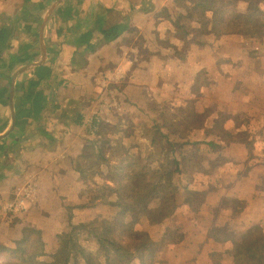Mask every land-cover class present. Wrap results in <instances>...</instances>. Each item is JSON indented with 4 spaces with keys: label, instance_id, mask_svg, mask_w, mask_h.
<instances>
[{
    "label": "crops",
    "instance_id": "1",
    "mask_svg": "<svg viewBox=\"0 0 264 264\" xmlns=\"http://www.w3.org/2000/svg\"><path fill=\"white\" fill-rule=\"evenodd\" d=\"M193 4V0H0V32L7 19L12 20L9 49L4 46L0 57V245L21 241L25 229L55 240L68 225L95 220L91 216L108 203L87 207L86 196L81 199L79 194L78 199V193H72L77 180L82 185L89 178L80 172L87 162L81 165L76 159L100 130L121 142L118 135L127 130L119 123L123 114L132 110L150 114L141 100L153 82L160 99L186 101L194 117L244 120L241 130L254 133L253 152L258 157L249 160L243 142L207 139L229 152L235 167L231 184L206 193L205 201L191 210L181 206V211L189 212L192 233L186 231L179 248L166 247L155 264H213L212 259L219 257L222 262L215 264H233L231 236L258 226L264 232V123L252 125L264 118V38H242V32L216 39L212 34L206 42H194L193 35L174 36L167 16L185 9L190 12L184 18L191 31L200 33ZM178 17L190 28L183 15ZM120 24L126 25L122 35L105 41L100 28ZM45 65L52 68L47 82L51 86L43 91L47 102L35 120L21 115L20 103L27 97L24 92L34 71ZM78 115L80 124L74 122ZM233 124L228 120L225 130L233 132ZM91 183L94 188L82 187L83 193L98 192ZM233 200L239 207L231 204ZM209 201L213 203L208 206ZM114 218L115 214L108 220Z\"/></svg>",
    "mask_w": 264,
    "mask_h": 264
},
{
    "label": "trees",
    "instance_id": "2",
    "mask_svg": "<svg viewBox=\"0 0 264 264\" xmlns=\"http://www.w3.org/2000/svg\"><path fill=\"white\" fill-rule=\"evenodd\" d=\"M193 3L192 12L194 18L201 24L202 34L211 32L214 36H221L243 32L252 39L264 38V0H193ZM7 21L5 29L0 32V57L11 33L12 20ZM125 30L126 25L120 24L107 29L101 27L100 33L105 41L111 42L119 38ZM7 48L9 49V46ZM29 48L31 46L25 51L28 52ZM26 55L24 53L23 56ZM51 71L49 65L34 71L33 79L29 83L31 85L24 92L27 97L20 103L21 115L23 113V116L39 120L47 102L43 91L51 86L47 84L52 76ZM191 115L194 116L193 112ZM228 120L232 119L228 116H219L208 132L214 133L215 138L221 142H243L246 144L249 160L255 162L258 157L253 152L256 143L254 133L241 130L245 126V121L239 117L233 119V132L227 131L224 124ZM74 122L80 124L81 117L78 115ZM239 130L242 132L241 135H237ZM102 132V130L98 132V138L89 144L84 154L77 157L76 162H80L81 165L84 162L91 163V168L88 169L84 165L85 168L82 167L80 172L83 175L87 174L99 187L98 192L88 190L85 193L88 201L85 206L95 207L106 203L104 192L109 190L116 196V201L111 203L115 210V218L101 219L85 225H70L69 231L55 236L57 248L50 255L49 261L42 259L45 247L42 232L25 229L21 241L0 245L1 264H78L77 258L84 264H154L163 249L168 246L177 247L181 243L182 234L172 226H165L166 219L173 212L169 211V205L175 209L176 203L173 196L168 193L170 186L164 183L162 173L158 169L154 172L147 165L149 162L147 158L132 154L121 142L119 146L114 147L117 141L107 137L108 133ZM206 145L219 149L215 143L210 142ZM110 155L117 159V163H111ZM229 161L233 163L231 158ZM106 172L109 173V177L106 176ZM108 182L113 185L107 184ZM131 191L135 192L139 201L133 203L129 201L128 195ZM199 196H202L201 193ZM139 209L142 213H138ZM132 215L136 228L142 229L149 224L152 228L148 230H155L158 228L155 226H165L164 232L154 231L153 236L160 235L152 239L150 230L146 232L142 229L139 233L136 229L134 231V227L127 223V218ZM82 236H85L87 241L95 242L94 251H84L80 248L78 242ZM231 240L235 263L236 260L239 263L249 260L255 264H264L262 227H254L244 234L236 233L231 236Z\"/></svg>",
    "mask_w": 264,
    "mask_h": 264
},
{
    "label": "rangeland",
    "instance_id": "3",
    "mask_svg": "<svg viewBox=\"0 0 264 264\" xmlns=\"http://www.w3.org/2000/svg\"><path fill=\"white\" fill-rule=\"evenodd\" d=\"M173 13L175 12L172 11L170 15L174 16ZM178 13L183 15V23H187L185 25L190 26L189 19L184 18V16H187L190 13L187 12V9L181 12H176L173 18L172 16L168 15L167 20L172 26L171 28L174 36L185 38L187 36L193 35L194 42L197 40L200 42H206L207 36L212 35L211 32L209 35L206 33L202 34L201 32L198 34L195 31H191V26L190 28L182 26L180 24L181 21L178 20L180 18L178 17ZM211 37L215 39L218 38V36ZM241 37L251 39L248 34L244 33ZM168 42L169 41L167 39H164L162 41L163 46L167 47ZM187 49L183 51L186 52ZM154 83L155 82H153V84ZM153 84H151L153 86L152 88L150 87V89L147 88L144 90L145 92H143V94L145 93V95L141 100L143 102V108H146L147 112L149 111L151 113L143 115L141 113L138 114L139 112H137V110H132L130 114H123L119 123L122 128L124 126V130H127H125V132L119 133L118 137H121V142L123 143L122 145L126 146V149H130L132 152H141L140 155L149 160L147 165H149L154 172L158 169L162 173L164 177V183L170 186L168 188V193L173 196L176 203V206H174L176 207L175 209L173 206L171 207L169 205V211L172 210L173 212L171 213L170 217L166 219L165 226L174 227L178 233L182 234L184 240L186 231L190 232V234L192 233L189 227L190 220L188 216V210H191L193 206L200 205L203 201H205L206 193L210 191L216 192L225 186L229 187L231 184L229 179L231 171L235 170V167H233V165L231 166L232 163L229 161L230 158L228 156L229 152L226 153L223 152V149H213L206 145L207 139L215 138L213 135L214 133L208 132V129H210L208 123H212L214 120L216 121L219 116L204 114V117H194L191 115V106H187L186 101H183L182 103L179 101L177 104L172 100L160 99L156 95V86ZM191 121L193 122L191 123ZM232 121L234 123L233 119ZM263 123L264 118H262L260 124L254 122L252 125H256L257 127ZM133 127L135 129H132ZM239 133L240 132H237V135H240ZM163 134L165 136H163ZM142 143H145L146 146H142ZM119 144V141H117L114 146H119ZM139 144L140 146H138ZM110 158L111 163H117V159H114L111 155ZM86 167L88 169L91 168V163H87ZM106 176L109 177V173L107 174L106 172ZM86 179L88 180L87 186V182L86 184L81 185L77 180L71 188L72 193H78L77 195L75 194L78 199H80L79 194H81V199H85V193H83V190H81L82 187L89 189L88 186L91 184V188H94L93 184L91 183L93 181H90L87 177ZM107 184L111 186L113 185L109 182ZM200 193L202 196H199ZM104 194L106 195V203H108V205H105L107 206L105 208L99 206L101 208L91 216L93 220L95 219L94 221L92 220L93 222H98L104 218L110 219L115 214L114 208L110 207L109 203H114L116 201V196H113L109 190H106ZM128 199L132 203L140 200L139 197L135 195L134 191H131V193L128 195ZM238 202V200H233L231 204L239 207ZM209 203L212 204L213 201H209L207 203L208 206L210 205ZM181 206L185 209H188L187 212L181 211ZM177 212L179 213L176 214ZM72 213L74 214L75 212L72 211ZM138 213H142L141 209L138 210ZM70 219H75L74 215ZM134 221V215L127 218V223L130 224L132 228L134 227V231L136 229L139 233L142 232V229L146 232L150 230L152 239L160 235L157 234L153 236L154 231L158 232L160 230L164 232L165 226H155L158 228L155 230H148V228L152 227L147 224L141 229L136 228ZM70 225H68L67 231L70 230ZM217 238H219V236ZM183 240L175 248H179V246L182 245ZM55 243L56 240H54V238L51 239L48 237L46 240H44L45 247L44 255L42 257L43 261L50 260V255L55 250L54 247H56L54 245ZM78 244L84 251H94L96 249L95 242L93 240L87 241L85 236L80 238ZM165 250L166 248L163 249L159 254H163L164 252L165 255ZM232 250L231 258L233 257V264H255L249 260H246L243 263H239L236 260L235 263ZM222 260L223 259L220 257L212 259L213 264H215V261L220 263ZM77 263L84 264L80 258H77Z\"/></svg>",
    "mask_w": 264,
    "mask_h": 264
}]
</instances>
